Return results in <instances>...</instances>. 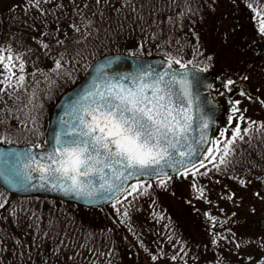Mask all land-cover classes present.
I'll return each mask as SVG.
<instances>
[{"label": "rangeland", "instance_id": "1", "mask_svg": "<svg viewBox=\"0 0 264 264\" xmlns=\"http://www.w3.org/2000/svg\"><path fill=\"white\" fill-rule=\"evenodd\" d=\"M25 2L27 6H22ZM32 4V0H0V12L8 9L21 14ZM263 8L264 0H204L195 11L205 13L196 19L181 18L183 24L177 28L187 37L172 53L184 62L203 64L225 91L230 90V85L226 87L229 80L243 84L240 94L222 100L226 108L234 104L239 109L238 118L264 116L255 95H264V33L259 31ZM68 15L57 29L72 38L78 27ZM129 43L134 48L141 42ZM27 44L46 59L42 42L31 39ZM5 50L0 49V54L7 57ZM247 85L254 95L246 92ZM51 104L47 102V107ZM43 122L47 124L46 116ZM22 124L3 109L0 142L44 140V123L35 131H27L28 124ZM18 127L20 133L9 136L8 129ZM217 184L191 170L169 180L140 184L136 191L129 187L100 207L52 197L15 198L6 203L0 194L4 205L0 208V253L8 264H264V236L249 223L253 206L258 219L263 214L264 187L254 189L259 182L246 187L228 181L218 188Z\"/></svg>", "mask_w": 264, "mask_h": 264}, {"label": "snow or ice", "instance_id": "2", "mask_svg": "<svg viewBox=\"0 0 264 264\" xmlns=\"http://www.w3.org/2000/svg\"><path fill=\"white\" fill-rule=\"evenodd\" d=\"M259 23V31L264 33V17ZM8 51L11 53L10 49ZM20 59L18 55L14 58L11 54L7 57L0 54V69H3L0 71V77H3L0 84L7 81L11 86L10 82L16 75L12 71L17 66L14 60ZM55 63L56 69L62 67L59 61ZM19 70L24 71L22 60ZM170 70L171 63L162 73L151 70L119 79L98 70L92 86L80 95L68 113L71 119H61L59 129L53 134L52 149L39 156L31 149L24 154L0 153V165L6 166L0 167V176L6 175L13 187L23 188L33 178L31 173L37 172L38 179L48 182L53 189L60 188L77 197L92 198L99 193L97 199L107 200L125 191V184L134 178L164 175L165 167L174 170H178L176 165L185 167L192 164L194 167L193 157L198 153L189 137L191 117L183 107L191 93L186 74L177 80V74ZM24 79L20 75L17 84L22 86ZM233 83L229 80L226 87ZM177 84L181 85L180 89H177ZM2 91L4 89L0 88ZM232 111L238 112L239 109L234 107ZM247 131L245 128L244 132ZM236 138L243 139L239 124L225 143L221 164L225 163ZM200 141L207 142L204 135ZM207 151L211 153L212 149ZM21 160L27 172H21ZM199 163L204 167L202 159ZM187 174L185 171L184 175ZM130 187L136 191L138 185ZM89 202L94 201L89 199ZM3 206L0 204V208Z\"/></svg>", "mask_w": 264, "mask_h": 264}, {"label": "trees", "instance_id": "3", "mask_svg": "<svg viewBox=\"0 0 264 264\" xmlns=\"http://www.w3.org/2000/svg\"><path fill=\"white\" fill-rule=\"evenodd\" d=\"M32 2V8L28 11L23 9L21 14L8 9L0 12V49H6L4 51L6 55L11 54L14 58L20 56V60H14L17 66L12 69L13 72L19 69L21 60L24 63V71H27L25 75L19 70L13 76L9 88L8 82L1 84L0 88L4 91L0 92V113L2 114L4 109L5 115L9 118L20 120L22 126L24 123L28 124L27 131L31 129L35 131L43 123L46 128L47 124L43 122V118L46 116L48 119L50 108L59 93L76 82L90 62L104 53L122 51L136 55H162L183 63L178 55L172 53L176 49L175 46L180 47L179 44L186 41L187 34L177 29L183 24L181 18L196 19L205 13V10L201 9L195 11L202 6L204 0H83V2L32 0ZM22 6H27L26 2L22 3ZM70 9L69 15L65 14ZM80 10L82 11L79 12ZM66 15L78 27L75 37L69 38L66 32L57 29L62 25ZM8 22L10 24H7ZM31 39L44 44L46 59L28 47L30 45L27 44V40ZM136 39L140 40V45L136 44L134 48H130L134 44L129 42ZM4 40L6 44H2ZM148 43L152 46L147 47ZM163 44L169 45L168 50L162 47ZM56 61L61 63V68L56 69ZM5 62L7 63V60ZM20 75L25 78L22 86L17 84ZM25 84L26 91L23 92ZM49 101L52 104L47 107ZM20 128L15 130L9 128V136L20 133L18 130ZM7 142L27 141L15 138ZM35 142L38 145L44 143L38 140ZM145 183L151 181H139L134 184ZM0 194H4L6 203L12 202L15 198L46 197L18 196L4 191L1 187ZM0 225L2 228V224ZM1 254L0 264H8ZM188 256L189 253L186 251L185 259Z\"/></svg>", "mask_w": 264, "mask_h": 264}, {"label": "water", "instance_id": "4", "mask_svg": "<svg viewBox=\"0 0 264 264\" xmlns=\"http://www.w3.org/2000/svg\"><path fill=\"white\" fill-rule=\"evenodd\" d=\"M169 63H171L170 71L177 74V80L180 79L181 75L186 74L185 78L188 82V89L191 95L185 101L183 107L187 114L191 117L192 131L189 133V137L192 147L197 149L198 153L197 156L193 157V163L197 162L201 156V153L207 146L210 138L211 128L216 124L217 102L213 100L210 94L211 90L209 88L212 81L211 74L193 65L176 66L170 59L163 56H141L128 54L121 51L105 53L95 58L89 64L82 77L57 97L50 111L43 147H35V145L31 143H7L0 144V153H7L11 151L24 154L29 149H31L33 153L39 156L50 151L54 144L53 134L59 129L61 119H71V116L68 113H70L73 104L78 100L80 95L85 93L92 86L94 79L97 78L98 70H101L102 73H106L109 77H115L119 79L123 76L139 72L147 73L151 70L162 73L165 70H168ZM168 78L169 77H165V79ZM125 83H128V81H125ZM176 87L177 89H180L181 85L177 84ZM219 91L223 92L222 90ZM204 124H207L206 128L204 127ZM201 135H204L207 142L200 141ZM185 150L186 149H182V151ZM191 165L192 164H187L185 167L176 165V169L178 170L165 167L164 175L152 177L143 176L138 180L134 178L125 184V189H127L128 186L133 182L154 179L163 176H171ZM0 167L6 166L0 165ZM19 168L22 173L28 171V169L24 168L23 160H21ZM31 175L33 178L26 187H13L8 182L6 175L0 176V186L4 190L18 195H46L85 206L104 205L111 202L124 192L117 193L112 199L107 200L97 199L99 193H97V197L92 198L77 197L72 193L64 192L60 188L53 189L48 182L38 179L39 174L37 172H32ZM41 184L44 186L41 187ZM89 199L93 200L94 202L90 203Z\"/></svg>", "mask_w": 264, "mask_h": 264}, {"label": "flooded vegetation", "instance_id": "5", "mask_svg": "<svg viewBox=\"0 0 264 264\" xmlns=\"http://www.w3.org/2000/svg\"><path fill=\"white\" fill-rule=\"evenodd\" d=\"M262 12H264V8ZM261 50L264 51V48ZM193 63L205 68L200 62L194 61ZM233 82L234 83L230 85V90L225 91L216 85L215 78L213 77L211 95L217 102L216 124L211 129L209 143L199 159L204 161V167L200 166L198 160L194 167H190L189 171L195 170L199 174L206 173L204 175L217 181V188L221 183L226 181L244 185L245 187L248 185L253 186V184L259 182L260 186L254 185V189L261 190V186L264 187V116L251 115L248 119H240V117H236L237 113L232 111L234 107L236 108L234 104L226 108L222 101L223 98H234L241 92L240 87L243 85L237 80ZM245 88L247 93L253 94L249 85L245 86ZM220 89L224 91L220 92ZM255 95L261 103L260 106L264 108V95H260L259 93ZM227 111L229 112L228 115ZM252 113L256 114L255 111ZM226 116L227 119L225 118ZM230 117L231 120L229 119ZM237 124L240 125L243 139H235L234 143L230 146L231 151L225 158V163L221 164L220 157L223 155L225 143L227 140L231 139L232 130ZM245 128L248 129L247 133L244 132ZM221 133H223V135H221ZM217 141H219V143H217ZM208 149H212L211 153L207 151ZM217 149L220 151H217ZM213 157H215V159H213ZM260 211H262L263 214L258 219L256 217L258 211L255 206L252 207L253 215L249 219V223L251 228L255 227L256 230L260 231L259 234L260 237H262L264 236V210Z\"/></svg>", "mask_w": 264, "mask_h": 264}]
</instances>
